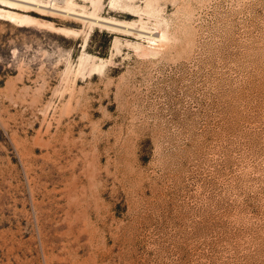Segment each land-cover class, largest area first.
<instances>
[{"label":"rangeland","instance_id":"obj_1","mask_svg":"<svg viewBox=\"0 0 264 264\" xmlns=\"http://www.w3.org/2000/svg\"><path fill=\"white\" fill-rule=\"evenodd\" d=\"M72 1L0 3V264H264V0Z\"/></svg>","mask_w":264,"mask_h":264},{"label":"bare ground","instance_id":"obj_2","mask_svg":"<svg viewBox=\"0 0 264 264\" xmlns=\"http://www.w3.org/2000/svg\"><path fill=\"white\" fill-rule=\"evenodd\" d=\"M18 1L26 2V3L30 4L32 7H34V8H38V9H42V10H47V11H51V12L52 11H56L58 13H61L63 15H66V16H70V15L84 16L83 12L76 11L72 7V5H73V1L72 0H63V2H64V5L63 6L56 5V0H48L47 2H45L44 0H18ZM91 1H92V3L95 6L99 5V2H100V0H91ZM115 1H117V0H115ZM113 2L114 1L112 0V3ZM0 3H4V4H16L15 2H13V0H0ZM18 5H19V3H18ZM0 14L6 16L8 18H13V19L16 18V15L15 14H13L11 12H8V11H3L2 9H0ZM91 15H92V17H89V18H92L96 22H98V18L96 16V14L94 12H92ZM147 33L149 35H145V36L142 35V34H139V35L144 36V37H146L148 39H151V40H159V41L160 40H163L165 38V34L163 32L157 34L156 37H154L151 32H147Z\"/></svg>","mask_w":264,"mask_h":264}]
</instances>
